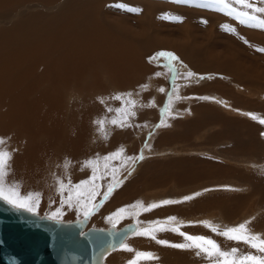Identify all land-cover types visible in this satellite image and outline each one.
I'll use <instances>...</instances> for the list:
<instances>
[{
	"label": "rangeland",
	"instance_id": "374dc122",
	"mask_svg": "<svg viewBox=\"0 0 264 264\" xmlns=\"http://www.w3.org/2000/svg\"><path fill=\"white\" fill-rule=\"evenodd\" d=\"M18 1L11 0L10 5L0 7V43L5 36L17 34L18 39L24 38L34 32L53 31L69 18L80 20L87 17L82 15H95L104 31L113 33L123 44H132L138 56L135 68L140 75L142 68L145 73L152 69L153 74L140 76L143 83L135 87L113 84L107 73L100 74L98 77L103 79L98 78V81L104 82L110 91L109 95L102 88L94 89L103 113L111 108L108 104L111 97L120 108L121 100L115 97L130 94L121 97L125 102L121 113L109 114L117 116L118 121L127 117L123 127L116 126L120 135L124 138L128 135L125 143H112L113 147L104 142L102 146L90 144L94 156L79 167L67 164L72 169L66 167L69 173H63L65 179L50 175L51 179L44 185L47 194L40 198L42 202L36 214L17 209L4 200H0V207L50 231L79 232L82 237L75 238L76 241L93 235H120L114 245L118 246L123 240L133 249L111 251L105 257L107 249L98 257V264H108L106 259L117 253H124L118 264H129L138 251L151 252L156 257L140 264H213L203 253L197 256L196 249L156 242L186 243L184 236L177 232H156V240L131 234L136 227H157L149 221H158L167 228L179 227L180 232L188 235L211 238L222 251L236 248L237 255L251 252L264 256L243 241L230 240L220 234L244 224L248 234L264 240V123H261L264 120V51L259 50L264 49V29L241 24L234 16L226 14L221 5L203 7L202 0H190V3L174 0ZM226 2L240 11L252 12L235 0ZM249 2L256 8H264V0ZM254 14L264 17V12ZM91 22L92 19L84 20L80 26L91 25ZM159 52H170L179 58L174 62L179 70L178 78L163 58L151 59ZM124 53L118 54V60ZM189 71L195 75L187 77ZM87 80L93 81V78L89 76ZM77 96L68 101L69 110L76 102L86 100L87 94ZM129 100L135 102L134 106L127 104ZM162 120L164 126L156 128ZM109 129L104 126L103 136ZM98 132H101L100 124ZM141 152L143 160L126 159L138 157ZM115 153L120 155L104 159ZM88 161H93V165L88 166ZM94 170L96 176L102 177L96 180L100 195L93 202L95 212L85 219L83 207L77 206L75 199L69 207L68 189L81 181H91ZM43 181L41 179L40 184ZM146 184L152 186L144 188ZM111 186L114 191L105 198L104 193ZM84 188L87 190L88 185ZM9 194L7 191L6 195ZM166 200L173 203L145 211L150 205ZM120 208L126 211L116 216ZM53 213L59 215L53 216ZM170 217L176 219L170 220ZM171 221L176 222L175 225ZM137 241L145 245L137 246Z\"/></svg>",
	"mask_w": 264,
	"mask_h": 264
},
{
	"label": "bare ground",
	"instance_id": "6f19581e",
	"mask_svg": "<svg viewBox=\"0 0 264 264\" xmlns=\"http://www.w3.org/2000/svg\"><path fill=\"white\" fill-rule=\"evenodd\" d=\"M10 1L0 0V7L10 5ZM82 16L87 17L69 18L53 31L34 32L19 39L17 34L5 36L0 43V157L4 160L0 187L6 190L5 194L39 193L40 198L45 197L48 190L44 185L50 175L62 178L63 173H69L66 167L71 171L94 156L90 144L102 146L104 142L113 147L112 143H125L128 135L124 138L111 123L118 117L109 116L117 115L115 100L111 97L108 102L113 111L104 113L96 101L95 88L110 95L108 86L101 82L103 78L98 76L107 73L113 84L135 87L143 83L141 77L150 76L153 70L145 73L142 68L140 75L132 44H123L113 33L104 31L95 15ZM90 19L91 25L80 26ZM121 51H125V56L118 60ZM89 76L93 81L87 80ZM78 93H86V100L83 97L84 101L76 102L69 110L68 101L78 98ZM101 119L110 128L104 136L98 132ZM147 186L152 185L144 188ZM133 189H129L130 193Z\"/></svg>",
	"mask_w": 264,
	"mask_h": 264
},
{
	"label": "snow or ice",
	"instance_id": "6c2138e0",
	"mask_svg": "<svg viewBox=\"0 0 264 264\" xmlns=\"http://www.w3.org/2000/svg\"><path fill=\"white\" fill-rule=\"evenodd\" d=\"M174 2L178 3H190V0H174ZM235 3L240 5L242 8H251L252 12L248 11H240L238 9H235L231 7L226 0H202L201 6L203 7H210L211 5H221L223 6V9H226V14L234 16L235 19H237L241 24H244L245 26L249 27H259L261 29H264V17H260L255 15L254 13L257 12H264V8H256L252 3L249 2V0H235ZM121 7H123L121 5ZM133 10V9H128ZM134 11H139V9H135ZM206 23V21H204ZM260 51H264V49H259ZM157 58H163L165 61H167V67L171 69V71L175 74V76L179 77V70L175 68L174 62H177L179 60L178 57H176L173 53L170 52H159L156 54L155 57H152L151 59H157ZM158 75V74H157ZM195 75L193 72L189 71L187 73V77H192ZM200 79H204V77H200ZM163 91V88L160 89ZM175 91V89H173ZM122 95H130V94H121L115 97V99L121 100V107L117 108L115 111L117 114L121 113L124 109L125 102L122 100ZM179 98V97H178ZM172 97L169 96L168 100L171 101ZM129 106H134L135 102L129 100L127 102ZM107 111L111 112L113 111L111 108H108ZM168 109H165V112H167ZM127 122V117H125L123 120L118 121L117 119H112L111 123L118 127H123L124 124ZM261 123H264V120L261 121ZM100 124V131H104V120L101 119L99 121ZM131 126V125H129ZM161 126H164V121L162 120L160 124H157L155 127L159 128ZM151 137V133L149 134V139ZM145 147H147V142L145 143ZM120 153L110 154L108 157H104L105 160L111 159L112 156H119ZM143 153L138 157H127L126 159L128 161H138L143 160ZM88 166L93 165V161L86 162ZM4 165V160L2 157H0V168H2ZM131 173H129L130 175ZM102 177H98L94 175L91 179V181L85 180L81 181L79 184H76L74 186H70L68 189V203L69 207H72V201L75 199V203L77 206L83 207L84 216L85 219H87L90 215H92L95 212V204L93 203L95 201V198L97 195H100L98 186L96 184V180L101 179ZM88 185L87 190H85L84 186ZM63 184H61V192H63ZM114 191V186L108 187L106 192L104 193V197L107 198L112 192ZM14 197V198H13ZM192 197H185L184 199H190ZM0 200H4L7 203H9L12 206H15L17 209H24L27 210L29 213L36 214L39 203H40V194L39 193H29L26 196H21L18 192H12L11 195H6L3 187H0ZM61 203L63 204V199L61 200ZM173 201H163L161 204H152L148 208L145 209V211H151L152 209L171 204ZM132 207V206H130ZM126 211L125 208H120L115 215L120 216L122 213ZM53 216L59 215V213H53ZM109 220L112 219V217H108ZM170 220L176 219L175 217H170ZM149 224H155L157 227L155 228H145L141 229L139 227H136L135 230L131 233L132 235H141L150 237L153 240H156V232L160 231H174L178 234L184 236V239L186 243H180V244H172L167 240H156L157 243L165 246L185 249V248H193L196 249V255L200 256L201 253L204 254V258L208 259L213 262V264H264V256H258L251 252L245 253L242 255H237L239 252L238 249L233 248L229 251H222L219 247V245L211 238L204 237V236H192L185 234L183 232H180L179 227H173V228H167L164 225H160L158 221H149ZM113 228H115V225H113ZM215 231V229H213ZM223 236H225L227 239L235 240V241H243L245 244H248L251 248L256 249L258 253H264V240H260L259 236H252L247 233L246 227L244 224H240L237 227L234 228H228L222 233ZM115 250H127V251H133L129 246L126 245V243L122 240L118 246L116 245H110L108 252L104 253V256ZM215 258V259H214ZM153 259H156L154 253L151 252H136L134 258L129 261V264H140L141 261H151Z\"/></svg>",
	"mask_w": 264,
	"mask_h": 264
},
{
	"label": "water",
	"instance_id": "95a60500",
	"mask_svg": "<svg viewBox=\"0 0 264 264\" xmlns=\"http://www.w3.org/2000/svg\"><path fill=\"white\" fill-rule=\"evenodd\" d=\"M76 231L54 232L0 207V264H97L120 235L75 240Z\"/></svg>",
	"mask_w": 264,
	"mask_h": 264
},
{
	"label": "crops",
	"instance_id": "0c3cea01",
	"mask_svg": "<svg viewBox=\"0 0 264 264\" xmlns=\"http://www.w3.org/2000/svg\"><path fill=\"white\" fill-rule=\"evenodd\" d=\"M223 119H225V120H230V119L225 118V116H223ZM224 124L226 125L227 123L225 122ZM257 126H258V125H257ZM254 129L257 130L258 128L254 125ZM175 223H176V222H172V221H171V224H172V225H175ZM79 236H81V233L78 232V233L76 234L75 238L77 239V237H79ZM81 237H82V236H81ZM139 241H140V240H139ZM139 241L135 242V244H136L137 246H138V245L140 246V245H142V244L145 245L143 241H141V242H139ZM138 242H139V243H138ZM118 255H121V257L119 258ZM115 258H116V259H115ZM123 258H124V253H123V254L117 253V255H116L115 257H113V258L109 257V258H107L106 260L108 261V264H111V263H112L111 261H114V262H116V264H118V263L122 262L121 260H122ZM114 262H113V263H114ZM113 263H112V264H113Z\"/></svg>",
	"mask_w": 264,
	"mask_h": 264
}]
</instances>
